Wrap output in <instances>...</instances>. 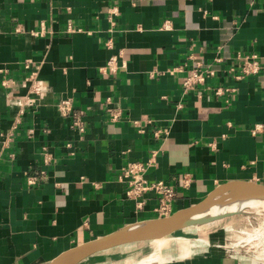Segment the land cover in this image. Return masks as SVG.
Segmentation results:
<instances>
[{"label":"crops","instance_id":"crops-1","mask_svg":"<svg viewBox=\"0 0 264 264\" xmlns=\"http://www.w3.org/2000/svg\"><path fill=\"white\" fill-rule=\"evenodd\" d=\"M238 54L260 70L237 78ZM196 61L216 73L186 90ZM152 153L146 178L176 189L174 211L264 183V0H0V264L158 218L157 195L138 208L121 177ZM166 255L155 264H264L215 241Z\"/></svg>","mask_w":264,"mask_h":264},{"label":"rangeland","instance_id":"rangeland-1","mask_svg":"<svg viewBox=\"0 0 264 264\" xmlns=\"http://www.w3.org/2000/svg\"><path fill=\"white\" fill-rule=\"evenodd\" d=\"M244 232H249L251 235L248 236ZM255 232L259 235L253 238L252 234ZM163 238L167 243L159 251L153 248L151 241L138 242L94 254L77 264H93L104 260L140 264L142 259L150 256L158 254L165 258L166 254L172 252L188 253L214 241L226 247L230 253L241 252L264 259V208L261 206L247 207L232 215L177 228ZM244 238H247V241Z\"/></svg>","mask_w":264,"mask_h":264},{"label":"water","instance_id":"water-1","mask_svg":"<svg viewBox=\"0 0 264 264\" xmlns=\"http://www.w3.org/2000/svg\"><path fill=\"white\" fill-rule=\"evenodd\" d=\"M220 190H224V193L214 197V194ZM254 193L264 194V183L236 181L220 185L197 203L178 209L168 216L145 221L149 225L138 231L129 233L125 232L124 228L115 233L80 243L59 253L48 264H77L83 259L106 250L163 238L177 228L214 220L215 218L197 219L194 217L227 199Z\"/></svg>","mask_w":264,"mask_h":264},{"label":"built area","instance_id":"built-area-1","mask_svg":"<svg viewBox=\"0 0 264 264\" xmlns=\"http://www.w3.org/2000/svg\"><path fill=\"white\" fill-rule=\"evenodd\" d=\"M236 67L240 69V74L237 75V78L243 77L245 75L256 73L260 70L262 62L260 61L257 54L251 55H242L238 54L237 56ZM195 67L190 69L188 75L183 81L184 88L194 89L199 84H205L208 77L215 75L216 71L202 65L201 62L196 61ZM108 68L115 71L117 69V60L116 57H113L108 62ZM27 67H30L27 65ZM34 71L31 73V79L34 77ZM29 79V78H28ZM35 81V80H34ZM9 82V79L3 81L4 84ZM228 90L229 88H225ZM44 88L39 84H35L32 93L42 94ZM234 90V89H231ZM222 88H218L217 92L221 93ZM35 103V97L32 95L28 97L27 104ZM60 109L63 114L70 115L72 114V105L70 99H65L60 103ZM80 121V117L77 119L76 123ZM156 153L152 155L146 161H131L129 162L121 172V177L127 183L126 195L129 199L136 202L138 208H143L146 200L145 195L149 192H153L158 197V205L156 211L159 217H164L172 214L174 212L173 206L174 201L177 197L176 189L165 180H149L146 178V172L155 163ZM40 180L39 177L31 175L28 178L30 184H36ZM189 178L186 177L185 184H189ZM259 232V231H258ZM248 236L251 235L249 232H244ZM258 234V233H257ZM253 235V238L258 236L256 232ZM245 241L246 238H244Z\"/></svg>","mask_w":264,"mask_h":264},{"label":"bare ground","instance_id":"bare-ground-1","mask_svg":"<svg viewBox=\"0 0 264 264\" xmlns=\"http://www.w3.org/2000/svg\"><path fill=\"white\" fill-rule=\"evenodd\" d=\"M224 193V190L217 191L214 194V197L219 196L220 194ZM255 206H261L264 208V194L260 193H254V194H244L239 197H235L232 199H227L208 210H205L195 216L194 218H201L204 217L205 219L210 218H220L227 215H232L235 213H238L242 210H244L247 207H255ZM259 210V209H258ZM149 225L146 222H139L132 224L125 228V232H135L143 227ZM247 240V238H246ZM153 248L156 251H159L166 243V239L160 238L155 239L151 241ZM165 258L162 256H159L158 254L155 256H150L146 259H142L140 264H155L157 262H162Z\"/></svg>","mask_w":264,"mask_h":264}]
</instances>
